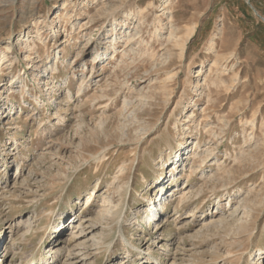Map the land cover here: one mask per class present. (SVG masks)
<instances>
[{
  "label": "rangeland",
  "instance_id": "374dc122",
  "mask_svg": "<svg viewBox=\"0 0 264 264\" xmlns=\"http://www.w3.org/2000/svg\"><path fill=\"white\" fill-rule=\"evenodd\" d=\"M3 55L0 264H264V0H0Z\"/></svg>",
  "mask_w": 264,
  "mask_h": 264
},
{
  "label": "bare ground",
  "instance_id": "6f19581e",
  "mask_svg": "<svg viewBox=\"0 0 264 264\" xmlns=\"http://www.w3.org/2000/svg\"><path fill=\"white\" fill-rule=\"evenodd\" d=\"M143 14H145V9H140V11H139V15L140 16H142ZM171 34L173 35V33L171 32ZM179 46L183 49L184 47H185V44L184 43H182V44H179ZM5 59H6V56H1L0 57V65L1 64H4L5 63ZM217 63H218V61L216 60L214 63H213V66L212 67H215V66H217ZM212 70V69H211ZM58 90H56V91H52L53 93H56V94H58L59 92H57ZM56 96H54V98H55ZM197 150V149H196ZM180 161V160H179ZM178 163V162H177ZM18 169H20V167H18ZM160 180V179H159ZM158 180V181H159ZM5 183V182H4ZM185 190L187 189V187H185L184 188ZM181 196H185V192L181 195ZM156 210H159V209H156ZM57 259V258H56ZM122 262V264H126L125 263V260H122L121 261ZM55 263V262H54Z\"/></svg>",
  "mask_w": 264,
  "mask_h": 264
}]
</instances>
